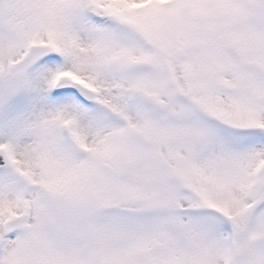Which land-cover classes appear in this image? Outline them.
Instances as JSON below:
<instances>
[{
    "label": "snow or ice",
    "instance_id": "1",
    "mask_svg": "<svg viewBox=\"0 0 264 264\" xmlns=\"http://www.w3.org/2000/svg\"><path fill=\"white\" fill-rule=\"evenodd\" d=\"M0 264H264V0H0Z\"/></svg>",
    "mask_w": 264,
    "mask_h": 264
}]
</instances>
